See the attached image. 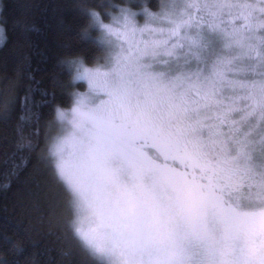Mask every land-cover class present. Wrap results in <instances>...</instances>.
<instances>
[{
	"label": "snow or ice",
	"instance_id": "snow-or-ice-1",
	"mask_svg": "<svg viewBox=\"0 0 264 264\" xmlns=\"http://www.w3.org/2000/svg\"><path fill=\"white\" fill-rule=\"evenodd\" d=\"M74 7L80 39L98 54L91 66L74 49L60 58L71 76L53 89L81 77L88 88L72 89L71 108L56 105L44 126L49 91L26 50L37 26L17 20L16 64L29 83L20 97L18 78H5L0 118L19 100L21 119L37 126L19 135L8 177L38 191L52 170L89 264H264V0ZM59 210L46 202L55 221ZM2 238L15 253L25 246Z\"/></svg>",
	"mask_w": 264,
	"mask_h": 264
},
{
	"label": "trees",
	"instance_id": "trees-1",
	"mask_svg": "<svg viewBox=\"0 0 264 264\" xmlns=\"http://www.w3.org/2000/svg\"><path fill=\"white\" fill-rule=\"evenodd\" d=\"M81 0H0L8 8L0 12V22L4 26L6 39L0 44V90L6 77H16L20 87L15 94L23 96V86L29 83L23 71H18L16 58L21 54V35L18 18L25 17L37 26L32 32V44L26 49L31 61L33 76L39 81V88H47L49 102L40 106V124L44 126L55 117V106L68 108L72 103L69 94L75 87L84 88L80 80L72 81L67 88L53 89V78L68 80L71 72L61 71L59 60L74 49L86 55L85 63L92 65L89 55H97L95 49L79 37L80 18L74 7ZM119 3L120 0H114ZM157 0H148L150 6ZM22 4L33 7L24 9ZM137 6V5H134ZM140 19H143L141 16ZM54 93V94H53ZM40 96L39 90L35 92ZM22 105L17 101L13 111L5 121L0 118V264H89L86 250L80 246L78 238L71 232V211L66 206L67 195L62 182L58 181L51 169L44 173L45 183L36 191H28L25 185L7 175L19 135L36 128L35 121L21 119ZM19 126V128H18ZM23 175V174H21ZM9 183L5 185V181ZM60 204L59 220L55 221L45 211L48 200ZM11 239L24 242L19 253L13 252L3 242V234ZM61 249L69 254H61Z\"/></svg>",
	"mask_w": 264,
	"mask_h": 264
},
{
	"label": "rangeland",
	"instance_id": "rangeland-1",
	"mask_svg": "<svg viewBox=\"0 0 264 264\" xmlns=\"http://www.w3.org/2000/svg\"><path fill=\"white\" fill-rule=\"evenodd\" d=\"M0 25H3V24L0 22ZM3 40L4 39H0V44L3 42ZM89 66H91V65H89ZM77 80H80V81H82L84 83V88L75 87L74 89H78L81 92L85 91L88 88V82H87V80L85 78H83V77H81V78H79ZM71 104H70V106L68 108H71Z\"/></svg>",
	"mask_w": 264,
	"mask_h": 264
}]
</instances>
